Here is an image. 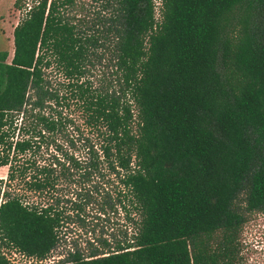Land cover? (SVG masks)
<instances>
[{
	"label": "trees",
	"instance_id": "1",
	"mask_svg": "<svg viewBox=\"0 0 264 264\" xmlns=\"http://www.w3.org/2000/svg\"><path fill=\"white\" fill-rule=\"evenodd\" d=\"M91 1L103 35L30 0L0 52V264L44 259L92 204L133 232L59 264L238 263L264 214V0Z\"/></svg>",
	"mask_w": 264,
	"mask_h": 264
},
{
	"label": "rangeland",
	"instance_id": "2",
	"mask_svg": "<svg viewBox=\"0 0 264 264\" xmlns=\"http://www.w3.org/2000/svg\"><path fill=\"white\" fill-rule=\"evenodd\" d=\"M14 0H0V52H6V61L12 54V29L23 16V8L31 5L30 0H23L15 6ZM155 16L158 17V0H153ZM65 15L70 19H82L80 29L85 33H97L103 35V21L108 11L101 5L91 0H74L72 6L64 8ZM101 41V39H100ZM97 51L102 52V48ZM89 75L93 84L96 85L102 77H109L110 66L104 59L93 60L89 66ZM52 77L60 79L54 74L52 66ZM6 167H0V178L5 175ZM126 203V202H125ZM126 207L130 208L129 206ZM122 210L116 207L115 210H106L99 213L95 204L88 205L78 217H73L60 230L58 244L49 252L44 259L25 257L17 253L6 254L12 264H59L67 251L78 249L86 254L91 247L100 248V239H105L112 245L114 239L128 238L133 232L132 222L126 219ZM132 211L129 217H134ZM240 258L236 264H264V214L251 213L247 221L242 225L239 233ZM4 253H8L3 249Z\"/></svg>",
	"mask_w": 264,
	"mask_h": 264
},
{
	"label": "built area",
	"instance_id": "3",
	"mask_svg": "<svg viewBox=\"0 0 264 264\" xmlns=\"http://www.w3.org/2000/svg\"><path fill=\"white\" fill-rule=\"evenodd\" d=\"M159 4V1H158ZM24 7V6H23ZM30 5H26V7L23 8L24 13L29 9ZM157 17V16H156Z\"/></svg>",
	"mask_w": 264,
	"mask_h": 264
}]
</instances>
